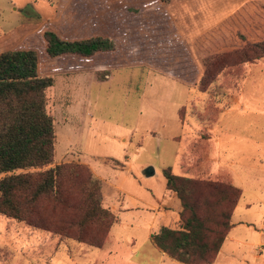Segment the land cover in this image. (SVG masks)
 Returning a JSON list of instances; mask_svg holds the SVG:
<instances>
[{"label":"trees","instance_id":"1","mask_svg":"<svg viewBox=\"0 0 264 264\" xmlns=\"http://www.w3.org/2000/svg\"><path fill=\"white\" fill-rule=\"evenodd\" d=\"M177 1L94 0L95 7H68L58 24H43L33 35L34 45L0 51V214L101 246L116 218L102 206L101 182L87 165H52L54 120L45 92L57 75L93 71L104 77L127 67L151 69L189 87L199 81L204 91L215 77L210 67L225 55L212 52L230 45L213 40L215 29L229 26L235 12L264 7V0L245 3L195 39L202 76L168 10ZM239 49L240 62L261 59L264 39ZM162 174L180 200V227H161L153 243L179 262L212 264L241 190L179 176L170 167Z\"/></svg>","mask_w":264,"mask_h":264},{"label":"rangeland","instance_id":"2","mask_svg":"<svg viewBox=\"0 0 264 264\" xmlns=\"http://www.w3.org/2000/svg\"><path fill=\"white\" fill-rule=\"evenodd\" d=\"M93 2L94 0H0V51L34 45L33 35L43 24H58L68 7H95ZM238 9L240 7H234L228 15ZM235 14L236 18L229 26L215 29L213 40L225 41L230 45L212 52L225 55L223 61L213 62L210 70L215 73V77L202 93L193 92L166 76L133 67L110 71V79L109 74L100 77V74L93 71L55 76L54 86L47 88L45 92L46 109L54 120L52 165L81 163L77 158L79 152L110 153L111 156L118 157L122 145L120 136L133 132L129 147H126L130 152L128 157L132 161L133 173L140 164H151L158 168L171 161V144L160 136L150 134L148 123L150 119L155 121L163 118L170 127L181 104L185 106L186 117L201 118L202 137H205V126H209L211 120L208 117L214 116L223 117L222 124L228 127V132L240 138L247 136L255 141H264V115L261 114L264 111V57L251 62H240L239 53H235L247 41L264 39V7H248L246 11ZM182 23L180 30H187V22ZM210 28L197 26L189 35L184 33L188 38L187 47L199 64L200 70L197 65L196 67L201 76L205 70L203 54L197 50L194 42ZM183 40L185 41L184 38ZM201 85L198 81L195 88L199 91ZM195 96L200 101L193 104L194 108L190 106L191 103H184L187 99L193 100ZM240 96L244 97L245 110L233 108V112L224 115L211 112L213 107L231 108L234 106L233 101L239 100ZM238 137L229 143L238 155L262 152ZM137 148L139 153L133 154ZM243 163H247L246 160ZM159 173L157 170L156 174L160 175ZM230 173L234 185L222 177L197 179L223 182L243 190L264 184V171L256 168L236 165ZM128 179L133 181L132 177ZM88 232H93V228L90 227ZM70 244L90 245L0 214V264H55L56 255L65 254L67 250L68 256L80 263L81 254L71 249ZM59 261L62 262L61 259Z\"/></svg>","mask_w":264,"mask_h":264},{"label":"crops","instance_id":"3","mask_svg":"<svg viewBox=\"0 0 264 264\" xmlns=\"http://www.w3.org/2000/svg\"><path fill=\"white\" fill-rule=\"evenodd\" d=\"M249 1L253 0H180L167 7L188 46V38L184 33L189 35L197 26L206 29L213 27L227 17L234 7H241ZM182 22H187V30H180L183 27L180 26ZM187 48L200 70L197 59L190 48ZM140 69L166 76L151 69ZM186 87L193 92L202 93L195 87ZM198 98L195 96L193 100L187 99L184 103H191L190 106L194 108L193 104L200 101ZM243 100L244 97L240 96L239 100L233 101L234 106L231 108L213 107L211 112L224 115L233 112V108L243 111L246 109ZM261 114L264 115V111ZM208 118L211 120L209 126H205V137L200 133L201 118L186 117L183 104L178 109L177 117L172 120V127H169L168 121L163 118L155 121L150 119L149 133L160 136L171 144V161L161 164L158 168L152 167L151 164H140L133 173L132 161L128 157L130 152L126 148L129 147L133 132L120 136L122 145L118 157L111 156L110 153L79 152V161L87 165L101 182L102 206L110 210L116 220L109 228L101 246L70 244L71 249L81 254L80 263L68 256V250L65 254L56 255L54 263L185 264L171 258L152 241V235L161 227H180V200L174 191L167 189L162 169L170 167L172 173L191 178L222 177L231 184L234 181L230 172L236 165L264 171L263 140L255 141L247 136L240 138L227 131L228 127L222 124L223 117ZM236 137L250 143L257 151L261 149L262 152L238 155L229 144ZM132 153H139V149ZM243 160L247 163L244 164ZM146 167H151L152 173H144ZM157 170L160 175L156 174ZM130 177L133 181L128 179ZM240 190V197L230 218L231 227L212 264H264V184Z\"/></svg>","mask_w":264,"mask_h":264},{"label":"water","instance_id":"4","mask_svg":"<svg viewBox=\"0 0 264 264\" xmlns=\"http://www.w3.org/2000/svg\"><path fill=\"white\" fill-rule=\"evenodd\" d=\"M144 173H146V174L152 173V168L151 167L146 168L145 171H144Z\"/></svg>","mask_w":264,"mask_h":264}]
</instances>
